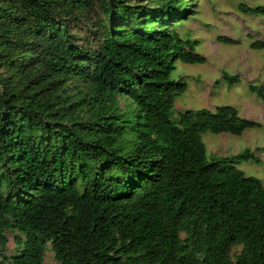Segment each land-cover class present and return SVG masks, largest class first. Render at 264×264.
<instances>
[{"label":"trees","instance_id":"1","mask_svg":"<svg viewBox=\"0 0 264 264\" xmlns=\"http://www.w3.org/2000/svg\"><path fill=\"white\" fill-rule=\"evenodd\" d=\"M183 1L158 0L152 10L110 0L91 50L54 12L76 22L92 0H15L30 19L41 74L23 91L0 89V247L6 230L17 232V251L0 264H43L47 243L57 264H264V183L232 165L258 159L244 149L207 161L201 139L258 123L231 106L173 115L185 91L170 79L174 61H205L167 27L185 18ZM54 78L87 84L86 124L50 122L43 98ZM247 89L264 106V87ZM117 96L131 102L128 114L113 112ZM233 247L241 249L231 260Z\"/></svg>","mask_w":264,"mask_h":264},{"label":"rangeland","instance_id":"2","mask_svg":"<svg viewBox=\"0 0 264 264\" xmlns=\"http://www.w3.org/2000/svg\"><path fill=\"white\" fill-rule=\"evenodd\" d=\"M110 0H92L90 9L76 22L67 15L55 11L54 15L66 25L70 39L87 49H95L96 37L106 22L102 6ZM125 7L138 6L156 9L158 0H118ZM185 18L167 21L181 40H188L196 54L204 57L202 64H185L174 61L170 74L172 81L185 84V91L174 101V117L185 110L206 109L213 111L219 106H231L240 118L258 123V127L245 130L240 136L204 133L201 137L207 161L231 157L248 149L257 162L240 160L233 163L245 176L264 183V106L247 89L248 85L264 87V48L252 49L254 42L264 43V14H246L238 5L248 8H264V0H184ZM30 19L21 13L15 0H0V89L23 91L26 85L41 74L36 63L35 40L28 34ZM218 37L236 41L223 44ZM222 73L236 77L229 83ZM54 93L45 94L54 114L52 124L75 129L89 121L90 113L82 103L88 86L79 78H54ZM115 114H128L131 102L117 96ZM15 231H5L7 242L0 247V257H9L17 251ZM183 238V235L180 234ZM240 247L230 250V259ZM43 264H57L50 246H45Z\"/></svg>","mask_w":264,"mask_h":264}]
</instances>
